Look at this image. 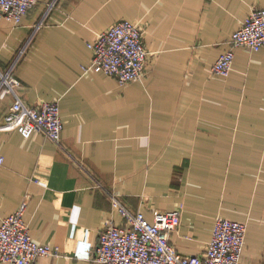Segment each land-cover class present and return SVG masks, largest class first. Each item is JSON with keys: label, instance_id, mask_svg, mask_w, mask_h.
I'll return each mask as SVG.
<instances>
[{"label": "crops", "instance_id": "0c3cea01", "mask_svg": "<svg viewBox=\"0 0 264 264\" xmlns=\"http://www.w3.org/2000/svg\"><path fill=\"white\" fill-rule=\"evenodd\" d=\"M264 0H34L17 24L0 15V126L16 98L57 101L60 140L0 128V222L25 203L32 239L56 256L90 259L107 221L123 223L110 193L151 222L179 211L170 242L206 248L217 216L246 223L239 264H264V47L234 48L227 76L211 66ZM125 19L142 29L144 76L120 85L85 71L87 43ZM1 91V88H0ZM0 264H3L0 262Z\"/></svg>", "mask_w": 264, "mask_h": 264}, {"label": "built area", "instance_id": "2783aa9c", "mask_svg": "<svg viewBox=\"0 0 264 264\" xmlns=\"http://www.w3.org/2000/svg\"><path fill=\"white\" fill-rule=\"evenodd\" d=\"M34 0H0V15L17 24L33 5ZM229 47L211 66V72L227 76L234 59V48L250 50L264 47V7L252 8L240 27L227 39ZM92 51L90 63L84 70L102 72L114 77L120 85L144 76L148 51L142 41L138 24L120 19L96 34L87 43ZM18 81L11 73L0 71V96L15 94ZM0 128L16 129L28 137L38 131L53 142L60 140L63 121L57 101L40 100L32 106L16 98L4 117ZM2 157L0 156V163ZM112 207L123 223L107 221L90 259L102 264H239L246 233V223L217 216L206 248L190 256L179 253L170 242L179 211L155 210L149 222L141 212L125 206L119 195L110 193ZM25 203L0 222V262L3 264H31L41 256H56L59 250L48 244L35 242L24 219Z\"/></svg>", "mask_w": 264, "mask_h": 264}]
</instances>
